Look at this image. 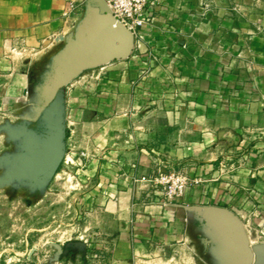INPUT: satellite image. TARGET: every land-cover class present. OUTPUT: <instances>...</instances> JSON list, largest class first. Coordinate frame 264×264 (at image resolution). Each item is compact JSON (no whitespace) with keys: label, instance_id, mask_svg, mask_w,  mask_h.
Instances as JSON below:
<instances>
[{"label":"crops","instance_id":"0c3cea01","mask_svg":"<svg viewBox=\"0 0 264 264\" xmlns=\"http://www.w3.org/2000/svg\"><path fill=\"white\" fill-rule=\"evenodd\" d=\"M74 1L72 43L90 48L67 87L65 161L100 264H264L236 214L258 205L264 227V0H156L132 41ZM67 3L0 0V110L30 106V57L64 39ZM171 170L201 183L162 203L148 179Z\"/></svg>","mask_w":264,"mask_h":264},{"label":"rangeland","instance_id":"374dc122","mask_svg":"<svg viewBox=\"0 0 264 264\" xmlns=\"http://www.w3.org/2000/svg\"><path fill=\"white\" fill-rule=\"evenodd\" d=\"M151 1L154 6L156 0ZM192 6L197 8V3ZM151 20L152 15L147 24ZM65 30L59 44L30 57V106L0 110V264L107 260L106 254L94 252L100 238L91 230L85 188L77 184L73 165L65 161L70 135L67 89L75 83L81 62L78 44L72 48L76 23L68 21ZM176 171L201 183L199 177L194 180L183 170ZM246 207L236 214L244 219L248 241L263 246L261 207L248 213Z\"/></svg>","mask_w":264,"mask_h":264},{"label":"built area","instance_id":"2783aa9c","mask_svg":"<svg viewBox=\"0 0 264 264\" xmlns=\"http://www.w3.org/2000/svg\"><path fill=\"white\" fill-rule=\"evenodd\" d=\"M110 15L130 31L134 38L141 39V28L147 24L152 13L151 7L154 2L151 0H103ZM77 5L74 0H68L63 12L66 22L76 12ZM152 190L162 203H173L180 200L192 183L191 180L180 171L171 170L168 172L158 171L148 179ZM196 182V181H194Z\"/></svg>","mask_w":264,"mask_h":264},{"label":"water","instance_id":"95a60500","mask_svg":"<svg viewBox=\"0 0 264 264\" xmlns=\"http://www.w3.org/2000/svg\"><path fill=\"white\" fill-rule=\"evenodd\" d=\"M92 1H94V0H89V2H92ZM97 2H99L100 8H101V12L104 15V17H105V19H106V21H107L110 29L112 31L121 33L122 35L126 36L128 39H130L132 41L133 40L132 33L130 31H128L127 29H125L121 24H119L118 22H116V20L110 15L109 10L106 7L104 1L103 0H97ZM75 44L72 43V48L75 46ZM88 48H90V45L89 44H80L79 43L77 45V49H76L78 57H80V53H81L80 50H86ZM83 70H84V68L77 69V71H76V73H74V75H78ZM253 248L258 249L259 251H261L264 254V245L263 246H256V245H254Z\"/></svg>","mask_w":264,"mask_h":264}]
</instances>
